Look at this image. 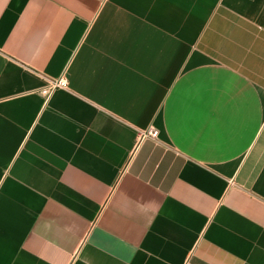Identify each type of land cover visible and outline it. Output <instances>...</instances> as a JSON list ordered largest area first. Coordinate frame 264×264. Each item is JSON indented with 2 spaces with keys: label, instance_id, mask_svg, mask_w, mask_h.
<instances>
[{
  "label": "crops",
  "instance_id": "crops-1",
  "mask_svg": "<svg viewBox=\"0 0 264 264\" xmlns=\"http://www.w3.org/2000/svg\"><path fill=\"white\" fill-rule=\"evenodd\" d=\"M0 264H264V0H0Z\"/></svg>",
  "mask_w": 264,
  "mask_h": 264
},
{
  "label": "built area",
  "instance_id": "built-area-1",
  "mask_svg": "<svg viewBox=\"0 0 264 264\" xmlns=\"http://www.w3.org/2000/svg\"><path fill=\"white\" fill-rule=\"evenodd\" d=\"M65 86H66V79L61 73L57 77L47 80V83L44 86V88L41 89V92L48 94L52 89H55L58 87H65ZM138 135L140 136L149 135V136L154 137L156 135V130L152 127H148L145 130L139 131Z\"/></svg>",
  "mask_w": 264,
  "mask_h": 264
}]
</instances>
